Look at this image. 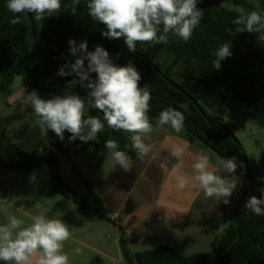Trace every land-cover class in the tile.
<instances>
[{"label":"trees","instance_id":"trees-1","mask_svg":"<svg viewBox=\"0 0 264 264\" xmlns=\"http://www.w3.org/2000/svg\"><path fill=\"white\" fill-rule=\"evenodd\" d=\"M242 2L236 0L235 5ZM70 3L71 0H62L61 13L42 20L35 19L34 15L20 14L22 22L12 25L9 21L14 15L6 7L7 0H0L1 96H9L16 77L22 78L27 94L36 91L44 99L62 95L67 81L77 78L74 74L67 77L57 74L61 66L75 59L69 53L68 41L75 39L79 43L86 40L90 51L96 45L103 46L118 65H126L129 61L133 63L142 77L139 86H148L152 95L149 116L153 125L161 110L178 108L181 102L186 103L188 111L184 113L183 129L188 140L201 142L219 158L235 156L237 162L242 163L235 174L245 173L243 153L235 142L234 134L224 125L223 118H241L264 127V40L259 39V34L236 33L232 21L237 13L232 8H223L219 0H202L197 6L204 9V16L187 43L170 36L168 44L156 45L171 57V64H166L154 62L141 52L153 47L148 43H137V50L133 53L127 49L123 38H104L101 33L106 31V27L88 15L87 0H80L75 16L68 8ZM252 11L264 15V1L259 4L258 10ZM224 43L232 44V56L222 61L221 69L216 70L212 65L215 59L213 52ZM177 66L183 68L182 81L190 86V90L174 81L173 67ZM91 75L95 78L96 74ZM72 91L85 97L88 90L78 84ZM200 93L205 97H217L218 107H214L211 113L199 104V100H204ZM87 115L103 118L98 110H90ZM6 131V122L0 120V176L5 171L18 174L34 172L47 165L53 190L76 203L79 214L94 216L102 222H113L90 181L81 176L85 189L83 193L71 190L62 182L56 152L45 156L26 152L4 142ZM67 134L69 137L70 133ZM129 136L123 131L108 128L105 122V128L96 141L85 143L77 139L72 143L76 153L93 148L101 163L108 156L105 141L115 139L120 145L119 150L137 160L135 152L124 147L130 144ZM252 165L248 159L250 178L262 188L264 151L259 165L256 168ZM257 197H261L260 191ZM244 205L232 211L228 227L215 238L214 257L210 253L182 256L168 245L131 254L127 235L120 227L122 256L128 264H264V216L251 213ZM101 262L96 256L90 264Z\"/></svg>","mask_w":264,"mask_h":264},{"label":"clouds","instance_id":"clouds-1","mask_svg":"<svg viewBox=\"0 0 264 264\" xmlns=\"http://www.w3.org/2000/svg\"><path fill=\"white\" fill-rule=\"evenodd\" d=\"M200 2L202 0H87L86 7L94 21L105 25L106 31L101 33L104 38H123L127 49L134 53L137 43L168 44L170 36L187 43L204 16V9L197 6ZM79 4L80 0H71L68 5L73 16ZM6 7L14 15L9 23L17 25L22 22L20 14L34 15L37 20L59 15L62 0H7ZM232 11L237 13L232 21L236 33L259 34V39L264 40V15L239 5H233ZM68 44L74 62L65 63L57 74L62 77L74 74L77 78L67 81L62 95L44 99L36 91L27 94L34 123L45 138L52 131L63 140L67 131L70 141H96L106 122L114 131L131 134L130 144L124 147L143 160L156 148L154 143L146 142L154 128L168 127L176 133L183 130L184 113L188 111V105L183 102L178 108L161 110L153 125L149 116L150 89L139 86L142 77L131 61L118 65L103 46L96 45L90 51L86 40L77 43L75 39H69ZM231 47V43H224L213 52L214 69L220 70L222 61L232 56ZM92 73L96 74L95 78ZM78 84L88 90L85 97L72 91ZM90 110H98L103 118L86 116ZM104 147L115 166L125 172L132 169V157L119 150L120 145L115 139L106 140ZM169 152L176 162L170 168L165 164L161 168L177 191L203 192L207 198L215 197L229 204V198L242 184L234 177L237 168L242 166L235 156L218 158L219 167H215L203 152L190 154L187 142L181 140L171 143ZM189 156L191 171L185 166ZM220 171L228 175L218 174ZM259 191L261 197L249 196L244 206L251 213L264 216V187ZM31 220L30 225L24 226L25 221L13 215L6 224L0 225V261L6 264H70L69 255L64 252L65 242L72 238L69 225L60 218L43 214L33 216ZM75 252L79 254L81 249L77 248Z\"/></svg>","mask_w":264,"mask_h":264},{"label":"rangeland","instance_id":"rangeland-1","mask_svg":"<svg viewBox=\"0 0 264 264\" xmlns=\"http://www.w3.org/2000/svg\"><path fill=\"white\" fill-rule=\"evenodd\" d=\"M219 1L220 5L227 9L232 8L236 3V0ZM262 1L264 0H243L238 5L247 11H252L258 10ZM141 52L154 62L166 64L172 62L169 54L157 46ZM173 71L174 81L186 90H190V86L182 81L183 68L173 67ZM37 94L41 97L39 93ZM200 97L204 98L209 105L204 100H199V104L208 113H211L214 107H218L215 95L205 97L200 93ZM34 119L30 101L24 91L23 80L21 77H16L9 96L0 95V120H4L7 124L4 142L18 146L26 152H33L37 156L56 152L62 182L75 192L83 193L85 190L81 176L88 181L92 180L96 174L104 177L103 179L108 177L114 165L110 155L99 163L98 154L93 148L76 153V147L69 140L66 131L63 140H60L52 131H49L45 138L35 125ZM223 123L239 140L247 159L256 168L259 165L260 155L264 151V127L253 121L241 118L229 119L227 116H224ZM210 152L217 159L219 158L216 153ZM234 177L240 179L242 184L238 185L229 198L230 210L224 219L205 230H191L182 229L179 225L160 217L161 229L156 230L151 226L148 230L136 233L128 241L130 253L149 251L168 245L182 256L210 253L214 257L213 242L228 227L232 211L243 206L249 196H257L259 193L260 186L245 173L240 175L234 173ZM51 180V172L47 165L24 174L5 171L0 176V225L6 224L8 218L13 215L23 219L24 226L30 225L31 217L36 215L60 218L69 225L72 233V238L64 244V252L69 255L70 264H90L96 256L101 259V264H128L122 256L119 238L117 240L112 223L102 222L91 215L79 214L76 203L55 193ZM201 198L202 201L206 199L208 204L222 201H218L215 197L207 198L204 194ZM88 246L97 248L99 251ZM77 248L81 249L79 254L75 252ZM0 264H6V262L0 261Z\"/></svg>","mask_w":264,"mask_h":264},{"label":"crops","instance_id":"crops-1","mask_svg":"<svg viewBox=\"0 0 264 264\" xmlns=\"http://www.w3.org/2000/svg\"><path fill=\"white\" fill-rule=\"evenodd\" d=\"M188 139L185 131L176 133L168 127L154 128L146 142L154 143L156 148L143 160H133L134 166L130 171L125 172L114 164L108 177L103 179L96 174L90 180L105 203L117 240L120 227L128 241L136 233L148 230L151 226L156 230L161 229L160 217L182 229L205 230L228 215V204L222 201L208 204L206 199L201 200L203 192L177 191L163 172L162 164L170 168L176 162L169 152L171 143L176 140L186 141L190 154L203 152L209 156L213 166L219 167L218 159L211 154L210 149L197 140ZM190 162L191 156L185 161L188 171H191ZM218 174L228 175L223 171Z\"/></svg>","mask_w":264,"mask_h":264},{"label":"water","instance_id":"water-1","mask_svg":"<svg viewBox=\"0 0 264 264\" xmlns=\"http://www.w3.org/2000/svg\"><path fill=\"white\" fill-rule=\"evenodd\" d=\"M234 138H235V142L240 146V143L238 142L239 140L235 136H234ZM240 149H241V151L243 153V157H244V162H245V164H244V170H245V174L250 177L251 176V172L249 171V168H248V159H247V156L244 153V151H243V149H242L241 146H240Z\"/></svg>","mask_w":264,"mask_h":264}]
</instances>
